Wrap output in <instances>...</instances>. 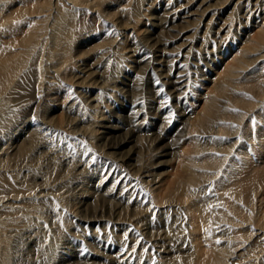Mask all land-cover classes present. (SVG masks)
<instances>
[{"label": "bare ground", "instance_id": "bare-ground-1", "mask_svg": "<svg viewBox=\"0 0 264 264\" xmlns=\"http://www.w3.org/2000/svg\"><path fill=\"white\" fill-rule=\"evenodd\" d=\"M153 2L0 0V264H264V0H161L149 18ZM177 30L190 61L159 43ZM173 62L145 110L136 91ZM147 140L192 145L166 194Z\"/></svg>", "mask_w": 264, "mask_h": 264}, {"label": "rangeland", "instance_id": "rangeland-1", "mask_svg": "<svg viewBox=\"0 0 264 264\" xmlns=\"http://www.w3.org/2000/svg\"><path fill=\"white\" fill-rule=\"evenodd\" d=\"M143 1V0H142ZM158 4L156 2H153L151 7L148 6H144L145 8H150L149 12H148V17L150 18V14L153 13V11L156 10V8H160L161 7V0H157ZM157 6H155V5ZM154 6V7H152ZM145 22H147L146 20H144L143 18H141L140 22H138L137 25V30L136 32L132 33L133 31H127L125 30L124 32H126V36H129V39L126 40V45L127 47L130 46L129 44L131 42H133V38H134V42L138 41V38L141 37V31L145 28L146 25H148V23L145 24ZM256 32V31H255ZM254 32V33H255ZM132 38V40H131ZM161 40L159 43L163 44L162 49L165 52L167 57H172L175 58L178 55H183L184 57L188 58V61H190V52L188 51L189 47H190V42H191V32H184V31H169L164 33L161 37ZM120 42L123 41V39L119 40ZM237 47H244V45L241 43H239L235 48L233 49H228L226 51V53L223 55V57H221L220 61L217 64V67H212L213 69V74H211V76H209V78L207 80H204L205 83L202 82H198V87H197V92L196 95L194 96V99H192L189 102V105H191V109L190 112H194V113H198L200 111V108L203 105V94L205 93H210V94H214L215 93V88L213 86V83H220V78H217L218 75L222 76L223 73V69L225 67V65L227 63H231V59L234 57V55H236L238 53V49ZM196 49V47L192 48V51H194ZM126 50V49H125ZM125 50L121 51V53L124 54ZM252 58V57H249ZM193 60V59H192ZM173 63H169V67H162V65L160 66L159 70H156L155 73H151L150 76H148L146 78V80L144 81L145 83L143 84V86H141L136 93H138L141 96V100L144 101V109L147 111H151L154 110V106L156 105V90L158 89V86L154 85V79L156 80V84H161V82H163L164 80H166L168 78V68L170 69L171 66H173ZM171 65V66H170ZM156 67V65L154 66ZM190 70H192V67H189ZM148 69V68H147ZM145 68L142 69H138V72H141L142 70H147ZM193 73H197V71H194ZM197 74L201 75L200 72H198ZM121 75H125L124 71L121 72ZM157 75V76H156ZM109 76V74L107 75ZM106 76V77H107ZM142 76V75H141ZM123 77H120L119 80H121ZM96 79V76H95ZM93 79H91L92 81ZM213 80V82H211ZM89 88L90 91L94 90L93 85H89L86 84ZM82 85H80L79 87H82ZM166 88H169V85L165 86ZM82 89V88H81ZM111 93H106L108 96L112 95V91H110ZM105 95V92L103 93ZM107 95L104 96V98L106 99V97H108ZM131 95V93H130ZM101 98V97H100ZM121 100V95H116L113 97H109L108 99V104H109V108H113V107H121L119 101ZM196 101L199 105H196ZM65 102H68V100H66ZM59 108V107H58ZM55 110V112H53L50 116V118L52 119V123L55 124L56 126H62L64 128H67V115H65L64 113H62L63 111L61 109ZM138 107H134L133 106V110L136 109ZM129 109V108H126ZM125 109V110H126ZM107 112V111H106ZM119 116L123 117L124 114L121 113V111L118 113ZM108 116L107 114L104 113L103 117ZM103 117H99L97 118V126H96V130L101 131L100 125L102 123V118ZM77 121V120H76ZM70 124H68L69 126ZM152 132V131H150ZM179 137H183V136H176L175 138H179ZM169 146H173V149H170V151H168L169 156H163V153L165 152L162 149H158L154 147V143L150 140L145 141L144 145L140 144V146H138V152L139 155H141V157H143L146 161H149L148 164L151 165L152 162L156 165L157 162H160L156 168L154 169V172L156 174L159 175V182L156 184L158 185V189L156 190V192H162L163 194H166L168 192H170V190L172 189L174 183L176 181L179 180V178L182 176L183 171L186 170L184 169V166L189 165L188 159L189 157H191V155L193 153H190L192 150V145L191 143L186 140L184 141L182 144L180 143L179 146H174L172 144H169ZM159 148H166V143L165 142H161L159 145ZM158 151H161V153H158ZM173 154V156H172ZM182 154V155H181ZM151 157V158H150ZM177 157H180L179 159ZM53 218L52 216H48V221Z\"/></svg>", "mask_w": 264, "mask_h": 264}]
</instances>
